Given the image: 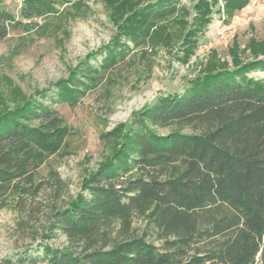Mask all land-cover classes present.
<instances>
[{"label":"trees","instance_id":"trees-1","mask_svg":"<svg viewBox=\"0 0 264 264\" xmlns=\"http://www.w3.org/2000/svg\"><path fill=\"white\" fill-rule=\"evenodd\" d=\"M176 1L150 2L142 15L166 17ZM202 1L196 7L201 23L208 22L210 9ZM222 1L223 12L232 16L250 0ZM46 10L42 0H26L21 12L30 18ZM12 22L13 16L0 10V39ZM130 26L123 27L124 36L137 45L148 32L136 20ZM261 56L205 72L181 94L158 96L141 109L126 134L129 147H119L69 202L51 205L42 239L32 237L42 259L48 264H264V77L246 75L264 70ZM70 81L57 80L50 101L74 104L81 90ZM48 91L36 94L42 98ZM146 124L187 125L191 132L157 134ZM70 133L58 112L38 97L0 113V208L15 194L20 209L30 212L42 189L55 188L56 199L67 192L68 182L57 173L38 181L36 174ZM135 216L157 231L160 246L132 234ZM58 233L63 246L44 242ZM38 255L21 254L16 261L34 262Z\"/></svg>","mask_w":264,"mask_h":264},{"label":"rangeland","instance_id":"rangeland-1","mask_svg":"<svg viewBox=\"0 0 264 264\" xmlns=\"http://www.w3.org/2000/svg\"><path fill=\"white\" fill-rule=\"evenodd\" d=\"M25 1L0 0V10L14 18L0 39V113L31 96L58 112L71 133L38 168L36 181L55 172L68 182V190L56 199L55 188L42 189L30 212L20 209L17 195L10 197L0 208V261L20 264L18 255L39 254L36 261L22 264H48L32 237L42 239L51 205L69 202L119 147H129L126 134L135 115L158 96L181 94L205 72L261 58L264 0H250L232 16L223 12L222 0H207L208 22L202 23L196 18L202 0H177L175 11L163 18L142 15V8L157 0H42L47 10L30 18L22 16ZM135 20L148 32L137 45L123 29ZM246 75L260 79L264 70ZM67 78L81 90L76 102L50 101L56 97L53 84ZM45 88L50 91L40 98L36 91ZM146 126L157 134L191 132L187 125ZM131 228L133 235L160 246L157 231L143 217L135 216ZM43 240L56 247L65 244L59 233Z\"/></svg>","mask_w":264,"mask_h":264},{"label":"built area","instance_id":"built-area-1","mask_svg":"<svg viewBox=\"0 0 264 264\" xmlns=\"http://www.w3.org/2000/svg\"><path fill=\"white\" fill-rule=\"evenodd\" d=\"M22 1H24V0H14V3H16V4H21Z\"/></svg>","mask_w":264,"mask_h":264}]
</instances>
